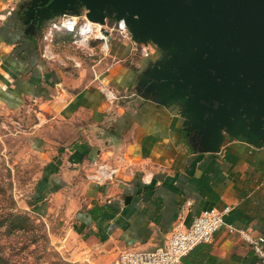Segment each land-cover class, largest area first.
<instances>
[{
    "label": "crops",
    "instance_id": "crops-1",
    "mask_svg": "<svg viewBox=\"0 0 264 264\" xmlns=\"http://www.w3.org/2000/svg\"><path fill=\"white\" fill-rule=\"evenodd\" d=\"M21 1L0 0V103L22 122L35 114L29 133L41 164L31 213L68 231L99 264L123 249L161 246L177 222L189 226L212 208H227V225L264 237V146L233 140L216 154L197 150L179 106L141 92L140 75L160 55L153 44L111 38L91 69L51 64ZM181 264L264 262L223 227Z\"/></svg>",
    "mask_w": 264,
    "mask_h": 264
},
{
    "label": "water",
    "instance_id": "water-1",
    "mask_svg": "<svg viewBox=\"0 0 264 264\" xmlns=\"http://www.w3.org/2000/svg\"><path fill=\"white\" fill-rule=\"evenodd\" d=\"M81 10L101 25L122 20L135 43L155 45L160 55L139 87L179 106L197 150L216 154L233 140L264 146V0H29L23 20L41 32Z\"/></svg>",
    "mask_w": 264,
    "mask_h": 264
},
{
    "label": "rangeland",
    "instance_id": "rangeland-1",
    "mask_svg": "<svg viewBox=\"0 0 264 264\" xmlns=\"http://www.w3.org/2000/svg\"><path fill=\"white\" fill-rule=\"evenodd\" d=\"M27 2L29 0L20 2L23 6L20 5V11H24ZM83 12L81 10L78 14ZM61 17L59 15L55 20ZM116 23L106 19L101 27L109 32L111 38L128 40L123 38ZM50 26V22H46L40 36L44 58L51 64L75 70L91 69L107 54L108 45L102 39L90 37L83 41L62 31L48 35ZM128 38L131 39L129 33ZM47 43L51 44L48 46ZM99 67H104V64ZM13 109H7L0 103V264H99L82 256L78 239L71 238L68 231L29 211L27 202L34 190L41 163L30 138L32 120L22 122L21 112ZM27 115L36 120L34 113ZM14 214L28 220H15Z\"/></svg>",
    "mask_w": 264,
    "mask_h": 264
},
{
    "label": "built area",
    "instance_id": "built-area-1",
    "mask_svg": "<svg viewBox=\"0 0 264 264\" xmlns=\"http://www.w3.org/2000/svg\"><path fill=\"white\" fill-rule=\"evenodd\" d=\"M5 14L0 12V22ZM58 20L50 22L51 26L48 35L55 31H65L78 36L84 41L90 37L99 38L103 28L96 29L91 27L90 22L85 16V12L81 14H63ZM121 31L123 38H128V30L123 21L116 23ZM102 26V25H101ZM103 33V32H102ZM106 36V35H105ZM101 39V38H99ZM78 40H75L77 43ZM143 54H148L149 46H141ZM226 209L218 210L215 208L203 210L196 215L189 226H185L181 221L177 222L165 243L149 251H140L134 249L120 250L116 256L108 264H181L182 259L197 245L209 243L213 239L214 233L225 227L231 233H237L257 254H259L264 262L263 242L264 237L259 234H253L249 230L236 229L227 225L224 220Z\"/></svg>",
    "mask_w": 264,
    "mask_h": 264
},
{
    "label": "bare ground",
    "instance_id": "bare-ground-1",
    "mask_svg": "<svg viewBox=\"0 0 264 264\" xmlns=\"http://www.w3.org/2000/svg\"><path fill=\"white\" fill-rule=\"evenodd\" d=\"M88 24L91 27H95L96 29H99V28L102 29L101 24H99V23H95V22L90 21V22H88ZM99 38H101L105 42V44L107 43V37L102 32H100Z\"/></svg>",
    "mask_w": 264,
    "mask_h": 264
},
{
    "label": "trees",
    "instance_id": "trees-1",
    "mask_svg": "<svg viewBox=\"0 0 264 264\" xmlns=\"http://www.w3.org/2000/svg\"><path fill=\"white\" fill-rule=\"evenodd\" d=\"M13 219L19 220L20 222H24V221H26V219L28 220V218L25 216L15 215V214L13 215ZM3 264H6V263L4 262Z\"/></svg>",
    "mask_w": 264,
    "mask_h": 264
},
{
    "label": "flooded vegetation",
    "instance_id": "flooded-vegetation-1",
    "mask_svg": "<svg viewBox=\"0 0 264 264\" xmlns=\"http://www.w3.org/2000/svg\"><path fill=\"white\" fill-rule=\"evenodd\" d=\"M153 62H155V61H153Z\"/></svg>",
    "mask_w": 264,
    "mask_h": 264
}]
</instances>
